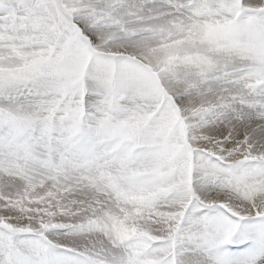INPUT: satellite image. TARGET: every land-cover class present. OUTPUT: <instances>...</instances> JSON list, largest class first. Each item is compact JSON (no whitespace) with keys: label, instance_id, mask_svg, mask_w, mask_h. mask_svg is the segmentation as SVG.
I'll return each mask as SVG.
<instances>
[{"label":"snow or ice","instance_id":"snow-or-ice-1","mask_svg":"<svg viewBox=\"0 0 264 264\" xmlns=\"http://www.w3.org/2000/svg\"><path fill=\"white\" fill-rule=\"evenodd\" d=\"M0 264H264V0H0Z\"/></svg>","mask_w":264,"mask_h":264}]
</instances>
